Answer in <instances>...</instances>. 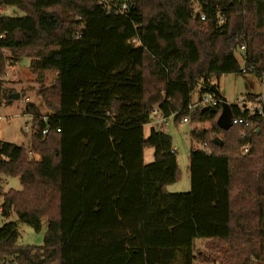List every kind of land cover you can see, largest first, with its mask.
Segmentation results:
<instances>
[{
    "label": "trees",
    "instance_id": "1",
    "mask_svg": "<svg viewBox=\"0 0 264 264\" xmlns=\"http://www.w3.org/2000/svg\"><path fill=\"white\" fill-rule=\"evenodd\" d=\"M241 45L264 112V0H0V106L16 93L3 86L6 67L28 57L50 111L26 106L48 116L47 134L30 138L40 160L0 148V173L21 183L0 193L1 213L46 225L39 246L17 243V222L0 226V264H264V114L256 130L220 128L225 99L210 82L243 73ZM200 83L218 102L191 113ZM155 106L175 122L211 123L191 130L188 191L167 190L180 169L166 123L144 135Z\"/></svg>",
    "mask_w": 264,
    "mask_h": 264
},
{
    "label": "rangeland",
    "instance_id": "2",
    "mask_svg": "<svg viewBox=\"0 0 264 264\" xmlns=\"http://www.w3.org/2000/svg\"><path fill=\"white\" fill-rule=\"evenodd\" d=\"M199 7L196 4V11ZM8 15H22L23 13L14 7H8L5 10ZM243 66V63L241 61ZM56 77L55 73L48 72L45 78L47 85L52 84ZM211 85L217 86L216 96L226 100L228 104H235L236 100L243 95L252 93L258 95L263 91L262 79L256 76L255 73H230L224 74L219 78H212ZM4 87H12L16 93L11 95V102H3L0 106V140L1 142L8 141L17 145H22L26 149L30 146V138L23 130V126L27 118L22 115L25 113L28 102L34 103L42 114H49L50 111L46 107L41 95L38 92L39 83L35 80V74L30 70V58L23 57L14 66L6 67V75L3 82ZM201 83L192 92V102H197L201 96ZM18 94V97L15 95ZM27 97L28 101L24 98ZM211 126L210 122L193 123V122H175V116L171 115L167 119L165 131L171 136L173 147L177 153V162L180 169V179L168 186L167 190L171 193L185 192L191 187L189 162H190V146L191 130L206 129ZM153 127L151 122L144 125V135L148 137L150 130ZM196 148H201L202 144L194 142ZM154 150L151 147H146L144 150V163L148 164L153 161ZM0 193L6 192L9 188L19 189L21 183L18 176L6 175L0 173ZM2 196L0 195V204ZM15 221L20 228V236L17 243L19 245H34L43 244L46 225L43 224L39 231L33 227L21 222L17 214L13 211L9 217H5L0 212V226L5 222ZM207 240L198 239L195 242V251L205 250ZM193 264H210L201 261H194Z\"/></svg>",
    "mask_w": 264,
    "mask_h": 264
},
{
    "label": "built area",
    "instance_id": "3",
    "mask_svg": "<svg viewBox=\"0 0 264 264\" xmlns=\"http://www.w3.org/2000/svg\"><path fill=\"white\" fill-rule=\"evenodd\" d=\"M127 7H128L127 3L123 2L121 4H115L114 9L116 13H124L127 10ZM109 9L110 7H108V10ZM201 19H205L204 14L201 15ZM237 55L243 63L242 72L245 73L247 71V68L244 65L245 58H246L245 45H241L239 47V49L237 50ZM24 100L27 101L28 99L24 98ZM217 102L218 100L216 99L215 95H213L212 93L206 92L200 96V99L197 102H191L188 109L192 113V112H195L196 110H202L207 107L216 105ZM262 104H263L262 92L254 97H249L248 95L241 96L240 98L236 100V103L233 105H235L240 110V112L246 113V117L244 116L232 117L231 124L242 125L243 127L247 129L256 130L257 124L255 120L253 119V116L264 114ZM22 115L27 118L23 126V130L26 134H28L29 138H31L34 134H38V133L42 135L47 134V132L49 131L48 128H42V125H41L42 122L47 123V120H48L47 115L38 117L35 113L30 112L28 110L25 113H22ZM2 118L3 117L0 116V120ZM150 122L153 124L154 127H159L161 124L167 123V118H165L163 114L161 113V111L159 110V108L155 106L154 110L151 113ZM182 122H190V117L189 116L184 117L182 119ZM60 131L61 129L58 128L57 132H60ZM245 134L246 133H243V136ZM1 147H2V142L0 140V148ZM203 148L205 150L207 149L205 146H203ZM26 150L31 159L36 160V161L41 159V155L32 149L31 143H30L29 148ZM247 151H248V146L245 145L243 147V152L246 153Z\"/></svg>",
    "mask_w": 264,
    "mask_h": 264
},
{
    "label": "water",
    "instance_id": "4",
    "mask_svg": "<svg viewBox=\"0 0 264 264\" xmlns=\"http://www.w3.org/2000/svg\"><path fill=\"white\" fill-rule=\"evenodd\" d=\"M213 89L215 90L216 88L213 86ZM215 93H217V90H215ZM230 114H231L230 105L226 102V100H224L223 110L217 119V124L220 128L222 129L229 128V126L231 125V115Z\"/></svg>",
    "mask_w": 264,
    "mask_h": 264
},
{
    "label": "crops",
    "instance_id": "5",
    "mask_svg": "<svg viewBox=\"0 0 264 264\" xmlns=\"http://www.w3.org/2000/svg\"><path fill=\"white\" fill-rule=\"evenodd\" d=\"M16 95H18V94H16ZM15 95V96H16ZM16 97H18V96H16ZM25 98H27V97H25ZM28 99V98H27ZM28 101V100H27ZM3 193V192H2ZM1 196H2V194H0ZM2 202H3V196H2ZM2 202H1V204H0V212H1V205H2ZM12 213V212H11ZM11 215V214H10Z\"/></svg>",
    "mask_w": 264,
    "mask_h": 264
}]
</instances>
